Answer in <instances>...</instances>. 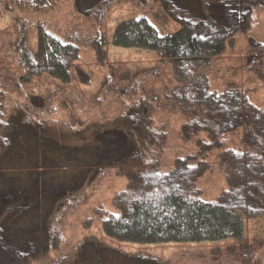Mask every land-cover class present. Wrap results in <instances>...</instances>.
<instances>
[{"label":"rangeland","instance_id":"1","mask_svg":"<svg viewBox=\"0 0 264 264\" xmlns=\"http://www.w3.org/2000/svg\"><path fill=\"white\" fill-rule=\"evenodd\" d=\"M223 1L52 0L47 4L44 0L31 5L27 0H0V90L5 118L14 120L19 135L27 139L43 132V137H55L65 146L61 167L52 162L56 154L49 152L42 170L35 169L32 175L9 177L0 172V210L6 198L28 196L22 202L27 220L0 228V264H45L58 255L73 256L87 237L103 239L148 264H264V203L252 206L242 190L224 199V204L243 205L246 210L261 207L263 212L247 216L241 209L246 218L241 238L137 244L116 240L103 229L107 219L127 221L132 199L148 201L175 192L188 202L195 195L221 203L228 179L218 165V151H207L211 145L203 142V148L199 138L219 137L223 125L218 118L226 119L228 113L223 108L217 115L214 107H182L170 96L183 84L195 99L203 98L204 90L220 94L238 87L247 91L250 103L264 110V60L253 52L254 45L264 46V0ZM185 13L194 18L186 20ZM142 16L162 34L189 27L204 38L223 36L226 50L195 80L183 83L171 60L157 51L121 48L110 41L103 44L119 22ZM40 28L77 43L69 82L48 74L29 85L14 81L23 73L21 48L37 52ZM142 95L150 100L147 104L140 100ZM122 115L129 120L114 121ZM206 126L216 134L207 137ZM237 138L235 131L224 134L227 144H242ZM197 144L205 154H200ZM221 157L230 168L228 152ZM247 170L252 171L250 164ZM237 171L235 186L244 176L242 169ZM32 176L38 178L36 185L30 183ZM247 188L254 197V188ZM257 194L264 199L262 191ZM40 200L47 212L57 208L56 248L41 240Z\"/></svg>","mask_w":264,"mask_h":264},{"label":"trees","instance_id":"2","mask_svg":"<svg viewBox=\"0 0 264 264\" xmlns=\"http://www.w3.org/2000/svg\"><path fill=\"white\" fill-rule=\"evenodd\" d=\"M39 1L43 2L44 0H27L25 3L34 5ZM51 1L45 0L47 4ZM198 2L203 3L202 0H198ZM223 4H225V0ZM185 14L186 20L194 18L190 13ZM199 23L204 24L203 21H199ZM74 35L79 38L77 33ZM109 41L112 45L121 48H139L159 52L160 55L171 60L173 69L179 77L178 80L183 83L195 80L200 70L209 68L212 59L222 54L227 46L223 36L204 38L189 27H184L174 33L162 34L144 16L119 22L111 38L105 39L103 44L106 45ZM254 46L256 47L253 50L255 57L262 56L264 60V46ZM78 49L74 40L40 28L37 52L30 51L26 47L21 48L19 67L20 69L22 67L23 73L17 76L14 81L19 85H29L43 74H48L61 82H69L72 79L71 68L78 56ZM198 90L201 92L200 88ZM186 91V86L183 84L170 97L182 107L198 109L204 106L214 107L218 109L217 115L223 108L228 113L226 119L222 116L218 118V123L223 125V130L221 129V133H218L219 137L216 136V139L207 141H204V138H199L203 148H206L202 145L203 142L207 143L206 146L211 145L206 148L209 149L207 151L213 149L218 151V165L228 179V187L222 193L221 203L202 201L195 195H190L188 202L182 195L175 192L163 193L159 197L148 199V201L132 199L131 207L127 212V221L120 217L110 218L104 222L103 229L108 236L137 244L218 242L241 238L244 235L246 218L242 210L248 213L247 216H252L251 213L254 212L264 211L261 209L264 206L258 209L252 207L253 204L257 206L261 202L264 203L263 195L257 194L258 191H262L264 194V110L250 103L247 91L238 87L236 89L229 88L220 94L204 90V97L201 99H195L192 94ZM3 95V90H0V125H2L0 130L3 129V133L0 134V172L9 177L32 175L35 173V169L42 170L47 162L46 154L49 152L56 154V159L52 161L54 165L63 166L65 159L62 158L64 155H61V152L64 150V144L59 143L55 137L52 139L43 137V132L38 134L35 132L33 140L19 135V127L14 123V120L9 121L10 119L5 118ZM140 98L142 103L150 101L143 95ZM156 102L155 100L154 104ZM208 113H210L209 109ZM116 120H119L118 122L128 121L129 117L122 115L114 121L116 122ZM199 121L203 125V121L201 119ZM260 122L263 123V126ZM231 124L236 125L234 128H228ZM206 128L208 132L206 131L204 134L207 137L216 134L208 126ZM130 130L127 129L125 132L130 134ZM232 131L237 133V139L242 144H227L224 134ZM199 150L201 151L200 147ZM227 152L232 157L228 169L229 163L221 157ZM249 164L251 172L247 170ZM234 165H237V169ZM64 167L66 166L64 165ZM92 167L88 168V172ZM239 168L243 170L244 176L239 181V185L235 186L234 179H236ZM85 177L86 175L82 179ZM37 182L38 178L34 176L30 178V183L36 185ZM247 186L254 188V197L248 195ZM240 190L244 192L246 198H249L247 200L252 206L246 210L243 205L224 204V199L229 200L233 194L239 193ZM27 198L28 196H25L24 199L6 198L3 200V207L0 210V228H8L17 219L27 220V211L22 203ZM38 199L39 197H37ZM41 203L42 205H40ZM39 209L41 210L39 219L41 240L47 242L49 247L56 248L58 244L57 223H60V218L54 219L57 208L47 212L43 201L40 200L37 210L39 211ZM79 247L80 249L75 255H58L45 264H148L145 260L123 252L97 237L85 238ZM24 255H26L25 251L22 256Z\"/></svg>","mask_w":264,"mask_h":264}]
</instances>
